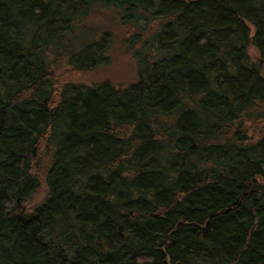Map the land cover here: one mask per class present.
I'll list each match as a JSON object with an SVG mask.
<instances>
[{
  "label": "trees",
  "instance_id": "obj_1",
  "mask_svg": "<svg viewBox=\"0 0 264 264\" xmlns=\"http://www.w3.org/2000/svg\"><path fill=\"white\" fill-rule=\"evenodd\" d=\"M0 264H264V0H0Z\"/></svg>",
  "mask_w": 264,
  "mask_h": 264
},
{
  "label": "rangeland",
  "instance_id": "obj_2",
  "mask_svg": "<svg viewBox=\"0 0 264 264\" xmlns=\"http://www.w3.org/2000/svg\"><path fill=\"white\" fill-rule=\"evenodd\" d=\"M93 14V13H92ZM96 19L95 16L91 15V21ZM99 23V20H98ZM102 26L103 23H100ZM112 29H117V27L110 26ZM110 32H117V31H110ZM118 46H122L121 44ZM121 53V49L119 50ZM132 53V51H130ZM129 52H125L124 56L123 54L118 53H109V63L106 65L107 61H103L99 63V66H101L100 69H94L92 71H88L82 74H73L72 77L70 74L66 73V70L64 68H61L58 72V75L61 76L62 81H67L66 79H69L70 81L80 82L83 84H94L101 81H110L115 85H128L131 82H134L136 80V70L135 65L131 61V53L129 55H125ZM248 54L252 56V61L258 62L259 55L257 54L255 49H249ZM142 55V52L139 56ZM62 62V60H59ZM105 65V66H104ZM75 78V79H72ZM35 175L39 176L38 170L34 172ZM42 185L40 190L31 198V200L28 203V207L30 209L34 208L35 205H37L43 195V188ZM43 188V189H42ZM45 197V196H44ZM27 206H25L26 208Z\"/></svg>",
  "mask_w": 264,
  "mask_h": 264
}]
</instances>
